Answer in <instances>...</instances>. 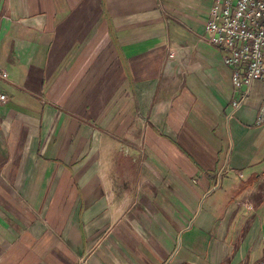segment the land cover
<instances>
[{
  "label": "crops",
  "instance_id": "1",
  "mask_svg": "<svg viewBox=\"0 0 264 264\" xmlns=\"http://www.w3.org/2000/svg\"><path fill=\"white\" fill-rule=\"evenodd\" d=\"M213 4L0 0V264L264 260V89L234 106Z\"/></svg>",
  "mask_w": 264,
  "mask_h": 264
},
{
  "label": "built area",
  "instance_id": "2",
  "mask_svg": "<svg viewBox=\"0 0 264 264\" xmlns=\"http://www.w3.org/2000/svg\"><path fill=\"white\" fill-rule=\"evenodd\" d=\"M208 17L205 40L221 51L232 69L234 88L244 92L234 104L239 108L254 82H261L264 89V0H214ZM0 76L7 78L8 74L1 72ZM8 100L0 94V101ZM258 120L264 123V106Z\"/></svg>",
  "mask_w": 264,
  "mask_h": 264
}]
</instances>
